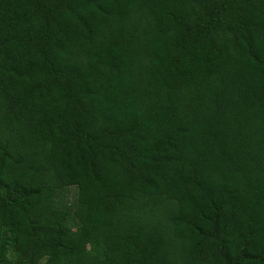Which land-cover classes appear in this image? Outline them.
<instances>
[{"label": "trees", "instance_id": "16d2710c", "mask_svg": "<svg viewBox=\"0 0 264 264\" xmlns=\"http://www.w3.org/2000/svg\"><path fill=\"white\" fill-rule=\"evenodd\" d=\"M0 264H264V0H0Z\"/></svg>", "mask_w": 264, "mask_h": 264}, {"label": "rangeland", "instance_id": "374dc122", "mask_svg": "<svg viewBox=\"0 0 264 264\" xmlns=\"http://www.w3.org/2000/svg\"><path fill=\"white\" fill-rule=\"evenodd\" d=\"M76 196V188L75 187H67L61 191H59V200L62 205H72ZM80 220L79 215L73 210L71 215L70 223L72 225L77 224Z\"/></svg>", "mask_w": 264, "mask_h": 264}]
</instances>
